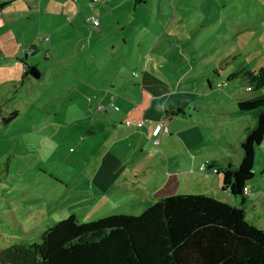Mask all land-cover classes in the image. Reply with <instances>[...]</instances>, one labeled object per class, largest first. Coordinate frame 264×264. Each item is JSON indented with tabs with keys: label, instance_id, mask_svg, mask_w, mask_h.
<instances>
[{
	"label": "rangeland",
	"instance_id": "374dc122",
	"mask_svg": "<svg viewBox=\"0 0 264 264\" xmlns=\"http://www.w3.org/2000/svg\"><path fill=\"white\" fill-rule=\"evenodd\" d=\"M84 1L88 18L97 17L99 12L89 8L104 2ZM0 3L5 4L0 8V246L10 245L13 238L37 242L41 232L69 215L79 222L110 214L138 215L149 203L183 189L212 191L214 179L203 178L201 170V176L170 175L175 161H185L179 154L187 153V142L176 134L162 136V143L133 159L120 144L121 154L111 150L102 161L105 138L94 132L92 144L86 131L83 85L127 81L129 87L114 89L133 105L140 90L184 108L221 99L223 105L264 100V88L247 92L241 77L225 82L242 68L264 67V0H111V6L117 5L107 21H100L99 32L80 16L81 23L72 25L82 37L94 30L90 52L79 56L73 55L79 50H71L77 36L65 28L57 30L67 10L65 0ZM30 49L35 50L33 56L27 54ZM26 65L36 67L40 77H24ZM134 81L139 85L133 86ZM129 88L136 95L128 96ZM157 106L149 111L153 118ZM14 112L15 118L4 124L1 119ZM109 113L132 117L130 112ZM246 116L208 118L228 126L221 129L223 134L215 131L211 144L216 142L217 149L225 142L228 145L221 147L234 155L244 130L253 124ZM185 127L174 123L169 131ZM96 145L100 148L93 151ZM254 158L253 182L259 187L264 184V138ZM144 169L146 176L140 179L146 180L134 182ZM213 195L225 200L216 191ZM255 204L251 213L257 215L252 218L263 221L261 204Z\"/></svg>",
	"mask_w": 264,
	"mask_h": 264
},
{
	"label": "trees",
	"instance_id": "16d2710c",
	"mask_svg": "<svg viewBox=\"0 0 264 264\" xmlns=\"http://www.w3.org/2000/svg\"><path fill=\"white\" fill-rule=\"evenodd\" d=\"M239 77L247 92L264 88V67L242 68L225 82ZM205 87L212 89L209 80ZM196 107L168 103L162 109L172 118L209 111L206 105ZM233 107L253 122L238 144L240 157L235 162L228 156L208 160L204 171L216 170L221 189L243 202L244 188L254 177V152L264 138V100L239 101ZM16 115L1 120L7 124ZM0 264H264V231L248 222L241 205L206 195H179L155 201L138 215H107L89 222L69 215L41 232L37 242L13 238L10 245L0 246Z\"/></svg>",
	"mask_w": 264,
	"mask_h": 264
},
{
	"label": "crops",
	"instance_id": "0c3cea01",
	"mask_svg": "<svg viewBox=\"0 0 264 264\" xmlns=\"http://www.w3.org/2000/svg\"><path fill=\"white\" fill-rule=\"evenodd\" d=\"M71 1L73 4L71 3ZM65 2H66L65 7H67V10L65 9L64 13H62L63 15L61 16V20H60L61 26L59 25L57 30L60 32L62 31L61 30L62 28L63 29L65 28L63 31L73 32L74 35L77 36L75 42L73 43V46L71 47V50H79V52L74 53L73 54L74 56H79L80 54H84L85 50L87 52H90L91 44L89 40L92 37L94 30L91 29V33H89L86 36L84 34V36L82 37L81 35H78L79 27L76 28L75 26H72L73 24H75V22H77L76 24L81 23L79 20V16L83 19V22L85 21V23L90 24L89 19L92 16L88 18V15H86L87 12H85L84 10V8L86 7L85 6L86 1L84 0H65ZM102 2H104V4H98V5L95 4L96 6L92 5L91 8H89V9H92L96 15H97V12H99V15H97V17L93 16L97 18L98 20V25L96 27V30H98L97 32H99V26L101 25L100 21H103V22L107 21L108 15L110 14L111 16V12L112 13L114 12L115 7L117 5V4H112L111 6L110 5L111 0H102ZM63 16H65L66 22L65 20H63ZM65 23H68L69 25H71L72 28H69V26L66 27ZM52 34H53V31H51L50 42L52 40ZM122 42H123V45H126L125 39H123ZM154 46H155L154 41H151L150 47H154ZM30 52L35 53V50L30 49L29 53H27L28 56H32ZM28 56H27L26 62L28 60ZM49 57H50L49 54L45 55V58H49ZM132 77H134V79L139 80V76L136 74V72H132ZM140 82H141V77H140ZM121 84H125L126 86L129 87V83L127 81H124L121 83L119 82L118 84H116L112 81L106 82V80H103L101 82L94 81L91 83V85H88V84L83 85L87 89V92H85V94H87V97H86L87 100H85L87 103L86 105L87 112L85 114V119H87L89 123V127L86 128V131L87 133L90 134L89 137H90V140L92 141V144H93L92 137H93L94 132L104 134L102 137L105 138V141L103 142V145H105V147H103L104 154L102 155V161L110 153L111 150L116 155L121 154V153H118V149L120 148V146L118 145L120 144L126 145V149H128V152L132 159L135 158L136 154H144L145 151L151 150L150 149L152 145L151 141L154 138L150 137V132L153 129V127L156 125L162 126L161 132L157 135V137H155V139L158 140V145L162 143L161 141L162 136H166V135L170 136L173 134L178 135L180 138L184 139L188 144V146L186 144L184 146V148L187 150V153L179 154V156L185 159V161H178V162L175 161L173 165V171L170 173V175H174L176 177H183L184 174L186 173V174L201 176V173L199 172L200 167L204 165V163L208 160H212V159L218 160L220 159L221 156H228L234 162L239 159L240 150H239L238 144L240 140L237 143L236 149L238 150H236L234 155H231L230 153H228L225 147H221V146L228 145L227 143L224 142V143H220L219 145H217V149L219 148V146L222 149L221 150L218 149V152L215 153L211 157L212 151H215V152L217 151L215 147L216 142L211 144V141L216 139L217 134H219V132L223 134L224 131L221 129L224 127L226 128L228 126L226 124L212 123V122H217V121H212V119L208 120V118H217V117L219 118H223V117L242 118L243 116L247 117L246 115H239L234 112L233 105L235 103L223 105L221 101L223 99H221L220 101H210L209 104L206 105L209 108L208 113H203L198 110V111L190 113L189 116H186L184 118H172V117L165 116L163 114L162 108L164 105L168 104L167 102H165L164 96L148 97V96H144V93H142L141 92L142 90H140V94H138L136 98L137 102L133 105L130 102L131 99L125 100L124 97L120 96V92H117L114 89L115 87L120 86ZM137 85H139V82L134 81L133 86H137ZM211 88H212V85H211ZM126 93L128 94V96H131L130 94L132 93L136 95V92L132 88H129L126 91ZM168 98H171V97L168 96ZM205 98L210 99L209 97H205ZM224 100H227V98H224ZM156 103L158 104L156 109L158 110L159 113L156 118H153L151 115H149L150 114L149 111L152 108H155L154 106L156 105ZM192 103H193L192 107L194 108H198L196 107V105H204V104H196L194 102ZM142 105L144 107H142ZM190 106L191 105H189L186 108L191 109L192 107L190 108ZM219 106L222 108H220ZM224 106H227V107L224 108ZM109 111H117V113L120 112L124 114L130 112L132 114V117L131 119L127 117L122 119L123 117H120L119 114L110 115ZM144 119L148 120L149 122L148 126H143L142 128H135L133 125L131 126L126 125L127 122L134 124L137 121H141ZM174 123L181 124L184 127L187 126V128L186 127L179 128L177 131L170 132L169 129L171 125H173ZM229 126H232V125H229ZM215 131L217 134L215 133ZM107 142H110V143L108 144ZM96 148H100V146L96 145L92 148V150L95 151ZM178 148L180 149L181 146H179ZM193 154L194 156H192ZM96 173L98 174V172ZM202 173H205V176L204 177L202 176L203 178L208 177L209 179V177H212L214 179L212 183L213 186L211 187L212 191H206V189L198 190L194 188L188 191H185V189H183L182 191H178L176 193L177 195H174V196L196 194V195H206V196L215 198L219 201L224 200L220 197H216L215 195H213V192L216 191L217 193H219V195H221L222 197H225V200L222 202L230 203V204L237 205V206L241 205V208L245 210V217L248 220V222L251 225L264 231V220L262 221V218L261 220L253 219L252 217L254 215H257V212L253 211L254 213H251L252 210H254L252 207L254 206L256 202L261 204V209L264 212V184H260V186L257 187L256 182H253L254 178H252V181L248 183L247 185L249 189V194L244 195L243 202H242L239 197L234 198L231 195H229L227 191H223L221 189L220 187L221 182H220L219 177L215 176L212 173H209L208 171H203ZM144 176H146L145 169L141 173L136 174L133 180L134 182H139V183L143 182L144 180H146L145 179L146 177L144 179H140V178ZM253 199H256V201H253ZM151 203H149L147 206H149ZM246 214L248 215L246 216ZM113 215H118V214H113Z\"/></svg>",
	"mask_w": 264,
	"mask_h": 264
},
{
	"label": "built area",
	"instance_id": "2783aa9c",
	"mask_svg": "<svg viewBox=\"0 0 264 264\" xmlns=\"http://www.w3.org/2000/svg\"><path fill=\"white\" fill-rule=\"evenodd\" d=\"M94 2L95 1H98V0H93ZM91 6V5H90ZM89 22H90V24L93 26V27H97V25H98V20H97V18H95V17H90V19H89ZM249 88H247V90H248ZM146 123H148V121L147 120H141V121H138V122H136V123H134V124H132V123H130V122H127L126 123V125L127 126H131V125H133L134 127L136 126V127H139V126H141V125H143V124H146ZM161 130H162V126L161 125H156V126H154L153 127V129L151 130V133H150V137H153L154 139L151 141L152 143V145H154V146H157L158 145V140H156L155 139V137H157V135L161 132ZM200 170L201 171H204L205 170V166L204 165H202L201 167H200ZM216 172V170H212V173L214 174ZM244 192H245V194H249V191H248V189L247 188H244Z\"/></svg>",
	"mask_w": 264,
	"mask_h": 264
},
{
	"label": "water",
	"instance_id": "95a60500",
	"mask_svg": "<svg viewBox=\"0 0 264 264\" xmlns=\"http://www.w3.org/2000/svg\"><path fill=\"white\" fill-rule=\"evenodd\" d=\"M28 76L33 79H38L40 77V72L36 67L29 65L28 66Z\"/></svg>",
	"mask_w": 264,
	"mask_h": 264
},
{
	"label": "clouds",
	"instance_id": "9594fccd",
	"mask_svg": "<svg viewBox=\"0 0 264 264\" xmlns=\"http://www.w3.org/2000/svg\"><path fill=\"white\" fill-rule=\"evenodd\" d=\"M213 174V173H212Z\"/></svg>",
	"mask_w": 264,
	"mask_h": 264
}]
</instances>
